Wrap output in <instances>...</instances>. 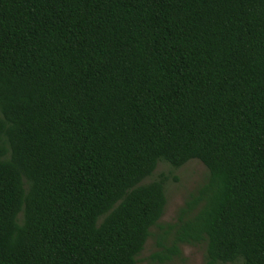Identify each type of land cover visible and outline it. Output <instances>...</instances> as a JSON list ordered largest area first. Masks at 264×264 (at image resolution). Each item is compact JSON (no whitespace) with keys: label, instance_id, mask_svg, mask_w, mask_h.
Wrapping results in <instances>:
<instances>
[{"label":"trees","instance_id":"trees-1","mask_svg":"<svg viewBox=\"0 0 264 264\" xmlns=\"http://www.w3.org/2000/svg\"><path fill=\"white\" fill-rule=\"evenodd\" d=\"M206 180L160 224L158 163ZM264 264V0H0V264Z\"/></svg>","mask_w":264,"mask_h":264},{"label":"rangeland","instance_id":"rangeland-1","mask_svg":"<svg viewBox=\"0 0 264 264\" xmlns=\"http://www.w3.org/2000/svg\"><path fill=\"white\" fill-rule=\"evenodd\" d=\"M166 176L165 192L167 203L164 214L159 220L160 224L174 222L177 211L182 206L185 198L202 184L208 175L207 167L198 159H192L179 168L172 167L169 163L161 161L152 176L146 178L144 182ZM152 235L147 239L144 249L137 256L136 264H203L205 261L206 243L197 244L184 243L180 245V254L172 259L160 262L153 259L152 255L161 250L157 244V234L159 229L153 227ZM234 264V263H227Z\"/></svg>","mask_w":264,"mask_h":264}]
</instances>
